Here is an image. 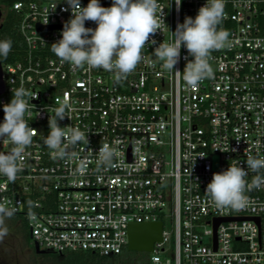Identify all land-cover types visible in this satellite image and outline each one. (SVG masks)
I'll list each match as a JSON object with an SVG mask.
<instances>
[{
	"label": "built area",
	"instance_id": "obj_1",
	"mask_svg": "<svg viewBox=\"0 0 264 264\" xmlns=\"http://www.w3.org/2000/svg\"><path fill=\"white\" fill-rule=\"evenodd\" d=\"M158 2L165 24L150 36L156 44L149 42L134 72L117 82L114 73L62 63L51 51L72 18L70 8L62 10L65 0L13 1L22 49L0 59V123L12 89L24 87L36 97L25 119L37 134L15 182L0 176V204L15 209L31 244L43 250L116 255L127 245L129 224L162 221L149 264H264V187L246 192L249 203L239 210L217 208L205 194L214 173L230 164L247 170V149L264 158V0H226L218 30L229 42L211 52L214 77L197 88L164 69L154 50L173 42L177 24L195 18L207 0H181L179 10L175 0ZM47 17L58 27L38 30ZM193 59L182 46L174 71L183 73ZM64 101L70 119L59 126L79 127L89 143L59 160L44 139L49 116ZM104 143L116 149L110 164L100 162ZM11 147L0 139V152ZM255 175L249 170L245 179Z\"/></svg>",
	"mask_w": 264,
	"mask_h": 264
},
{
	"label": "clouds",
	"instance_id": "obj_2",
	"mask_svg": "<svg viewBox=\"0 0 264 264\" xmlns=\"http://www.w3.org/2000/svg\"><path fill=\"white\" fill-rule=\"evenodd\" d=\"M67 8L72 11V18L64 23L61 39L50 45L51 51L63 63L76 67L103 69L114 73L117 82L127 78L142 61V51L150 42L156 41L154 36L161 31L163 10L158 0H112L110 7L101 6L99 0H89L86 7H81L80 0H65ZM226 0H207L199 8L195 18L185 17L183 23H178L173 34V42H162L154 50V56L162 63V67L181 77L187 86L197 88L204 79L214 77L209 63L210 54L214 50L224 48L228 44L229 33L218 30L225 15ZM179 10L181 0H175ZM158 11L160 14H158ZM86 21L94 22L97 27H85ZM48 17L43 24H48ZM184 46L194 59L187 62L183 73L175 66L180 60V50ZM12 48L11 39L0 40V56L7 58ZM13 97L10 103L3 106L4 121L0 123V139L12 147L7 152H0V176L14 183L17 173L23 170L26 150L33 143L37 131L29 126L26 113L34 106L30 100L35 99L24 87L12 89ZM69 104L62 102L55 108L54 115L49 116V134L44 143L50 149L53 159L70 158V149L88 141V137L79 127H60L58 121L70 119L67 114ZM235 151V149H233ZM100 162L110 164L116 154V149L107 143L99 148ZM247 170L242 166L230 164L227 170L214 173L207 184L205 194L217 208L230 207L242 209L249 203L246 192L264 187V158L251 154L246 150ZM249 170L257 173L251 182L245 178ZM82 174L83 165L78 169ZM15 209H9L0 204V239L7 235L3 227L4 218H11Z\"/></svg>",
	"mask_w": 264,
	"mask_h": 264
},
{
	"label": "trees",
	"instance_id": "obj_3",
	"mask_svg": "<svg viewBox=\"0 0 264 264\" xmlns=\"http://www.w3.org/2000/svg\"><path fill=\"white\" fill-rule=\"evenodd\" d=\"M15 0H0V6L4 9L0 21V40L11 39L12 48L7 58L0 56V59H15L22 49V38L18 30V13L11 8ZM28 239V238H27ZM49 259L51 264H149L147 253L144 251L128 250L127 245L116 255L101 256L91 251L71 250L54 252L45 249L38 253Z\"/></svg>",
	"mask_w": 264,
	"mask_h": 264
},
{
	"label": "rangeland",
	"instance_id": "obj_4",
	"mask_svg": "<svg viewBox=\"0 0 264 264\" xmlns=\"http://www.w3.org/2000/svg\"><path fill=\"white\" fill-rule=\"evenodd\" d=\"M0 8L3 15L4 9L2 6ZM165 213L168 215L170 211L166 208ZM169 220V217H166L167 229H171ZM3 227L7 229V235L0 239V264H51L49 259L34 251L27 223L20 215L13 214L11 218H4ZM146 253L149 260L150 254Z\"/></svg>",
	"mask_w": 264,
	"mask_h": 264
},
{
	"label": "water",
	"instance_id": "obj_5",
	"mask_svg": "<svg viewBox=\"0 0 264 264\" xmlns=\"http://www.w3.org/2000/svg\"><path fill=\"white\" fill-rule=\"evenodd\" d=\"M2 17V10L0 8V20ZM58 25H40L36 24L38 30L45 28H57ZM3 86L0 79V91ZM220 218L214 219V228L220 221ZM257 220V219H256ZM162 221L155 222H140L131 223L127 230V249L135 251L150 252L153 249V244L161 240ZM36 253H43L44 250L40 249L36 243L33 244Z\"/></svg>",
	"mask_w": 264,
	"mask_h": 264
}]
</instances>
